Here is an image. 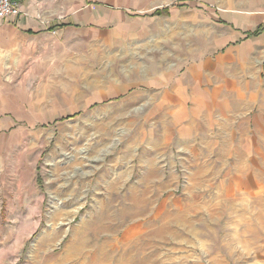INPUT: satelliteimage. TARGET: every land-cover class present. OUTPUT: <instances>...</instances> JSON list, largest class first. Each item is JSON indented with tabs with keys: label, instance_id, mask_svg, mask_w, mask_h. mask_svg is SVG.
Segmentation results:
<instances>
[{
	"label": "rangeland",
	"instance_id": "374dc122",
	"mask_svg": "<svg viewBox=\"0 0 264 264\" xmlns=\"http://www.w3.org/2000/svg\"><path fill=\"white\" fill-rule=\"evenodd\" d=\"M157 27L141 49L79 36L50 58L0 48V184L9 187L0 189V264H91L81 232L104 210L103 224L119 221L134 190L148 205L143 217L164 205L172 228L152 243L126 241L137 244L133 260L264 264V107L231 120L216 111L221 98L174 107L168 87L182 72L184 35L172 17ZM188 39L197 46L195 31ZM236 127L248 138L242 162L228 151ZM18 160L29 173L14 169ZM20 176L21 187L39 189H11Z\"/></svg>",
	"mask_w": 264,
	"mask_h": 264
},
{
	"label": "crops",
	"instance_id": "0c3cea01",
	"mask_svg": "<svg viewBox=\"0 0 264 264\" xmlns=\"http://www.w3.org/2000/svg\"><path fill=\"white\" fill-rule=\"evenodd\" d=\"M18 2L21 13L12 20H0V48L11 54L36 53L38 58H50L55 51L69 47L77 36L81 40L99 39L104 49L124 50L137 43L141 49L147 47L145 39L158 32V18L170 20L172 17L184 35L179 43L181 52L176 53L179 63H174L181 65L182 72L171 76L168 87L173 91L171 102L179 103L173 104L174 107H182L185 102L181 101L189 97L221 98L223 105H216V111L228 114L225 118L228 120L236 114H248L246 108L251 103L258 106L259 112L264 107V0ZM163 7H169L168 17L154 14L155 9ZM189 29L196 33L197 46L189 47ZM239 124H243L242 119ZM235 133V140L228 143L231 147L228 151L234 152L235 161L242 162V154L250 152L248 138L240 127H236ZM258 140L262 141L261 137ZM14 169L29 173V162L18 160ZM3 177L8 179L0 175V182ZM21 179L20 176L17 188L11 189H39L34 185L21 187ZM0 189L9 187L0 184Z\"/></svg>",
	"mask_w": 264,
	"mask_h": 264
},
{
	"label": "bare ground",
	"instance_id": "6f19581e",
	"mask_svg": "<svg viewBox=\"0 0 264 264\" xmlns=\"http://www.w3.org/2000/svg\"><path fill=\"white\" fill-rule=\"evenodd\" d=\"M132 193L133 195L130 194L131 205L126 207V211L119 221L109 225L103 224L102 222H104V220L106 221V219L110 217V213L108 214L104 210L99 214L98 218L95 219L96 222L92 228H89L86 233V229H84V234L81 230V240L85 244H89V242L92 243V249L87 253V258L91 264H144L142 258L133 260L134 253L138 251L136 246L137 244H127L126 241L149 239V242L152 243L150 240L153 237H160L168 231H171V221H168V213H166V210L163 207L164 205L160 206L158 210L165 212L161 213L160 215H147L146 218H144L143 216L145 215L146 208L148 206L145 202L144 196L137 194L136 190H134ZM119 228H121L123 231V234L120 235L119 239H100V241H98V236L100 233L118 231ZM93 242L95 243L93 244ZM140 243L141 241L139 244ZM139 247L143 246H138V248ZM83 248L84 247L80 248L82 253Z\"/></svg>",
	"mask_w": 264,
	"mask_h": 264
},
{
	"label": "built area",
	"instance_id": "2783aa9c",
	"mask_svg": "<svg viewBox=\"0 0 264 264\" xmlns=\"http://www.w3.org/2000/svg\"><path fill=\"white\" fill-rule=\"evenodd\" d=\"M21 13L18 0H0V20H12Z\"/></svg>",
	"mask_w": 264,
	"mask_h": 264
},
{
	"label": "trees",
	"instance_id": "16d2710c",
	"mask_svg": "<svg viewBox=\"0 0 264 264\" xmlns=\"http://www.w3.org/2000/svg\"><path fill=\"white\" fill-rule=\"evenodd\" d=\"M168 8L169 7H163L161 9H155L154 10V14H157V15H167L168 14Z\"/></svg>",
	"mask_w": 264,
	"mask_h": 264
}]
</instances>
